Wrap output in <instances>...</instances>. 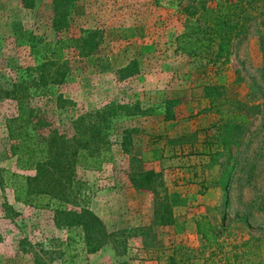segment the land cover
I'll use <instances>...</instances> for the list:
<instances>
[{
    "label": "rangeland",
    "instance_id": "374dc122",
    "mask_svg": "<svg viewBox=\"0 0 264 264\" xmlns=\"http://www.w3.org/2000/svg\"><path fill=\"white\" fill-rule=\"evenodd\" d=\"M192 1L74 0L68 28L58 32L54 0H0V264H63L68 238L75 264H197L211 251L195 230L202 214L218 227L224 249L264 238V111L253 118L244 145L214 158L201 151L219 117L205 86L222 85L235 101H264L253 94L257 85L264 89V1L216 63L177 50ZM87 32L94 45L83 55L69 39ZM54 48L61 49L68 72L60 84L49 82L33 104L51 106L61 93L72 100L58 111L62 119L103 105L117 111L107 128L113 160L99 170L76 171L86 183V205L110 233L94 253L87 251L80 226L56 222L57 201L45 208L16 201L5 174L23 171L5 128L17 101L4 91L53 57ZM125 130L131 141L123 149ZM149 168L161 172L168 189L174 212L169 223L152 220V192L129 180L132 172Z\"/></svg>",
    "mask_w": 264,
    "mask_h": 264
},
{
    "label": "trees",
    "instance_id": "16d2710c",
    "mask_svg": "<svg viewBox=\"0 0 264 264\" xmlns=\"http://www.w3.org/2000/svg\"><path fill=\"white\" fill-rule=\"evenodd\" d=\"M73 1L54 0L55 31L68 28L69 7ZM263 1L193 0L189 7L192 14L185 18L183 29L176 36L177 50L188 57L204 56L218 62L226 56L230 43L251 17V11ZM88 33L69 39L83 55L94 45L89 44ZM262 49L264 51V43ZM52 50L53 57L46 56L31 70L27 79H20L12 84L11 89L4 91L6 96H13L17 101V113L6 118L5 128L10 153L16 157L17 169L23 171L6 169L5 174L16 201L41 208L57 201L56 222L61 218L67 225L80 226L87 251L94 253L105 244L110 233L98 214L86 205L83 195L86 183L76 178V171L78 168L99 170L113 160L107 128L117 111L114 105H103L62 119L58 111L70 108L72 100L61 93L52 99L51 106L48 103L33 104V97L43 95L49 82L60 84L68 72V62L62 61L58 53L61 49ZM256 87L254 98L264 100V89L259 85ZM205 88L219 117L208 127L201 151L214 158L231 150L234 145H244L245 132L253 118L263 113L264 101L232 100L226 96L222 85L208 84ZM120 139L125 149L131 141L127 130L123 131ZM129 180L135 189L152 192L153 221L169 223L173 220V206L161 172L153 168L132 172ZM195 230L211 250L203 262L197 264H264L263 237H248L224 249L218 227L203 214L196 217ZM71 244L72 240L68 238L61 249V255H66L63 264H75L76 253L72 254Z\"/></svg>",
    "mask_w": 264,
    "mask_h": 264
},
{
    "label": "crops",
    "instance_id": "0c3cea01",
    "mask_svg": "<svg viewBox=\"0 0 264 264\" xmlns=\"http://www.w3.org/2000/svg\"><path fill=\"white\" fill-rule=\"evenodd\" d=\"M188 187H189V188H193V185L190 184V185L187 186V188H188ZM207 191L210 192V191H211V188H209Z\"/></svg>",
    "mask_w": 264,
    "mask_h": 264
}]
</instances>
